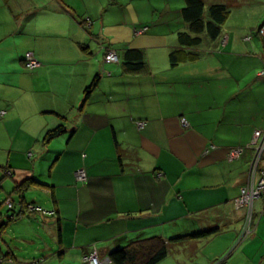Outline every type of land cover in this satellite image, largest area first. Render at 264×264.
I'll use <instances>...</instances> for the list:
<instances>
[{
    "label": "crops",
    "instance_id": "obj_1",
    "mask_svg": "<svg viewBox=\"0 0 264 264\" xmlns=\"http://www.w3.org/2000/svg\"><path fill=\"white\" fill-rule=\"evenodd\" d=\"M203 2L258 11L255 20L264 11V0ZM95 3L102 9V2ZM180 11L175 32L150 29L134 34L138 45L126 38L116 48L106 25L94 32V25L78 18L89 16V0H0V156H6L13 188L27 179L39 184L23 194L22 204L53 212L26 211L12 235L2 232L0 264H83L94 249L112 264L109 252L131 241L211 229L217 231L208 244L230 235L218 256L235 241L248 208L238 209L234 201L250 182L254 132H264V86L246 81L261 77L264 42L244 45L252 28L246 18L247 25L231 30L235 35L224 34L223 50L204 51L203 42L193 58L178 41L187 30ZM92 39L116 51L118 62L94 59ZM131 47L145 52L140 73L122 66L123 51ZM28 52L40 65L25 71ZM95 76L97 86L82 104ZM138 121L145 122L142 128ZM59 125L64 131L45 140ZM235 148L243 149L239 157L231 156ZM38 159L50 165L44 179L37 174ZM80 169L85 181L75 176ZM29 192L37 194L30 202ZM252 214L256 225L243 250L264 239V195L254 199ZM192 241L178 243L195 254L199 245Z\"/></svg>",
    "mask_w": 264,
    "mask_h": 264
},
{
    "label": "rangeland",
    "instance_id": "obj_2",
    "mask_svg": "<svg viewBox=\"0 0 264 264\" xmlns=\"http://www.w3.org/2000/svg\"><path fill=\"white\" fill-rule=\"evenodd\" d=\"M99 1L103 3L102 9L98 8L95 3V0H89V16H79L78 18H81V20L84 19V23L89 25V27L91 26V24L94 25V32H97L99 26H101L102 24L106 25L107 27L105 29V34L113 39V42L111 41V43H113L116 48H118L117 46H120V44H122L123 40L126 38H128L129 40L132 38L133 40L131 39L130 41L133 43V45H138L139 37H133L136 35L135 31L139 30L142 27H147L148 31L151 29V31L162 32L163 34H165L166 32L173 33L175 32V30H177L178 27L181 26L178 23L177 16L178 10L184 6L183 0H125L124 2L118 0L121 2L120 4H117L116 2H114V0ZM219 1L225 4L230 3V0ZM237 1L241 3V1L243 0ZM245 1L246 0H244V2ZM250 1L252 3L254 0ZM77 5L79 7V2ZM227 5H229L227 7L228 15L225 23L222 25V34L221 37L218 38V44H205L204 51H216L218 49L223 50L224 44L222 43V40L225 38L224 34L228 33L232 29L241 28L243 27V25H247L243 24V21L246 18H251L249 24H253L247 25L248 27H252V30L248 28V31L245 32L242 38L244 39L246 36H251V40L245 41L244 45L246 46L247 43L249 45L258 41L259 44L262 46L264 42V36L258 34L257 29L264 22V11L261 14L260 18L258 20H255L258 17V11L255 14L249 13L246 9H234L232 11L230 8V4ZM112 26H114V28ZM116 28L120 30L116 31ZM231 32L233 35H235V32ZM237 33L239 34L242 32L237 30ZM172 38L175 39L176 35H173ZM90 41V49L92 50L94 55L93 58L95 59L97 57H100L104 60L106 50L111 47L108 48L107 45H101L95 39H92ZM23 68L25 71H29L25 66H23ZM263 68L264 67L260 68L258 74L263 70ZM246 81H252L258 86H264V84L262 83L264 82V76H253V78H248V80ZM18 146H20L19 143L15 141L14 147ZM4 157L5 158H1L0 156V214L1 216H4L2 217V220L6 221L7 217H9V215L14 210H9L6 203L7 201L5 200H10L11 202H13V204H15L17 203V197L12 192L14 184L11 181V177L5 174L6 156L4 155ZM36 161L38 167L37 174L39 175V177H42V179H44V176L48 175V169L50 166L49 162L47 165V161H44L42 159H38ZM35 195L37 194L34 192H29L25 196L27 198V201L30 202L32 200V197H34ZM16 221L18 220H11L7 224V227L3 230L5 238L8 235H12L11 232L15 230L16 225L19 224V222ZM255 223L256 220L255 222H253V224ZM37 225L38 223H35L34 227L36 228ZM229 236H226L225 234L222 239L215 241L213 239V241H211V243L209 244V240H212L210 238L211 236H208L206 239L202 238L199 243L198 241L200 239H193V241L190 243L199 245L195 254L189 250V244L181 245L180 243H172L173 245H170L168 250V256L162 261V264H252V262L255 264H264L263 238L259 237L261 239H258L254 243H250V246L247 247L246 250H243L244 245L251 241L252 234L249 238L240 243V245H237V235L235 241L229 245L228 250L224 254L218 256L217 254L220 252L219 250L223 249L225 244L229 241ZM11 241L17 244L18 247L20 246V242L18 240L8 238V244ZM35 243L41 245V240L38 238ZM1 247L6 249L3 243H1ZM185 248H188V250H185Z\"/></svg>",
    "mask_w": 264,
    "mask_h": 264
},
{
    "label": "trees",
    "instance_id": "obj_3",
    "mask_svg": "<svg viewBox=\"0 0 264 264\" xmlns=\"http://www.w3.org/2000/svg\"><path fill=\"white\" fill-rule=\"evenodd\" d=\"M183 2L184 6L181 8L180 16L183 23L186 24L187 30L177 34L178 41L182 50H189L187 55L195 58L198 55L196 49L201 48L203 42L210 44L220 37L222 25L225 23L228 15L227 7L223 4H210L206 6L203 0H183ZM177 53L178 51H173L169 56L172 66L177 63ZM122 66L128 73H140L144 71L146 69L144 50L137 48L125 49L123 51ZM98 80L99 76H95L89 86L85 88L82 104H84L92 90L97 86ZM63 131V126L59 125L47 132L45 140L53 139ZM33 185L39 184L33 179H27L20 184H15L12 192L18 196L19 203L16 205L9 200L13 204L14 211L7 217L6 221L2 220L4 216L0 214V237L11 220H16L22 214H26V211L29 214L34 213H31L26 208L28 205L22 204L24 202L23 194ZM5 201L8 200L6 199ZM15 205L17 207L22 205V209L26 210L24 212L22 209L16 210ZM29 205L36 206L31 203ZM216 231V229L196 231L187 235L174 236L168 240L160 236L138 239L129 242L123 247L111 250L108 258L112 264H158L167 257L170 244L202 239L214 234ZM2 261H4V258H2Z\"/></svg>",
    "mask_w": 264,
    "mask_h": 264
},
{
    "label": "built area",
    "instance_id": "obj_4",
    "mask_svg": "<svg viewBox=\"0 0 264 264\" xmlns=\"http://www.w3.org/2000/svg\"><path fill=\"white\" fill-rule=\"evenodd\" d=\"M148 30L147 27H142L139 30L135 31V34H142L145 33ZM258 34L264 36V22L258 27L257 29ZM251 36H247L245 38V41H250ZM104 60L106 62H118V55L117 52L114 50H106L105 58ZM40 65L38 60L33 56L32 53L28 52L25 55L24 59V66L28 70H33L37 68ZM259 76H264V68L259 73ZM145 122L138 121L136 124L139 128H142L144 126ZM181 123L183 125H186L187 122L185 119H181ZM251 146L254 147V157L250 165V171H249V178L250 182L248 185L243 187L241 189V192L239 196L235 199L234 203L236 208H242L246 206L248 208L244 224L238 234V242L237 245L245 241L247 238L250 237L252 232L254 231V224H253V214H252V204L254 199L264 195V169L258 170L259 164L262 160V157L264 155V132L263 131H255L254 132V138L251 143ZM242 148H235L231 150V156L232 157H239L242 153ZM30 155V154H29ZM75 176L77 180L79 181H85L86 180V173L83 169H80L75 172ZM7 206L9 209H13V204L8 200ZM27 209L32 212H43L45 215H52V212L44 211L41 207L34 206V205H28ZM0 262H2V259L0 258ZM83 264H104V261L100 258L98 251L94 249L92 252H90L85 258Z\"/></svg>",
    "mask_w": 264,
    "mask_h": 264
},
{
    "label": "bare ground",
    "instance_id": "obj_5",
    "mask_svg": "<svg viewBox=\"0 0 264 264\" xmlns=\"http://www.w3.org/2000/svg\"><path fill=\"white\" fill-rule=\"evenodd\" d=\"M230 158V157H229ZM252 158V157H251Z\"/></svg>",
    "mask_w": 264,
    "mask_h": 264
}]
</instances>
